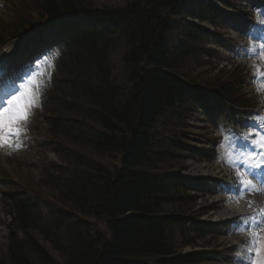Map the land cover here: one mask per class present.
Instances as JSON below:
<instances>
[{"label":"trees","instance_id":"trees-1","mask_svg":"<svg viewBox=\"0 0 264 264\" xmlns=\"http://www.w3.org/2000/svg\"><path fill=\"white\" fill-rule=\"evenodd\" d=\"M83 5L41 0L53 17L59 7L68 13ZM104 10L100 21L121 20L113 35L74 29L66 44V76L59 81L66 97L47 120L48 147L63 164L47 172L52 197L3 194L11 220L0 264H198L206 258L177 253L187 227L182 210L192 197L172 172L180 165L177 129L195 83L192 52L175 40L193 33L176 25L182 0H133ZM174 72L187 84L171 79ZM214 86L234 108L230 81ZM96 156L114 163L108 167Z\"/></svg>","mask_w":264,"mask_h":264},{"label":"rangeland","instance_id":"rangeland-1","mask_svg":"<svg viewBox=\"0 0 264 264\" xmlns=\"http://www.w3.org/2000/svg\"><path fill=\"white\" fill-rule=\"evenodd\" d=\"M133 0H86L87 3H93L96 6H105V8H109L113 6H121L124 5V3L130 2ZM233 2L235 0H232ZM12 0H0V23L1 21H6L7 20V11L5 10L6 8L11 7ZM31 2V8L32 6L35 5V0H30ZM248 4V3H247ZM244 5H240L239 7H243ZM230 24H234V20H231L226 23L224 26L221 34L226 33H231L232 36L236 37L235 34L231 32V26ZM236 24H237V19H236ZM236 24H234L236 26ZM24 40L29 39H22L20 41H17L16 39H13V41L6 42L5 47L8 48V52L6 54H3L4 56H7V59L11 57H15L17 52L21 49L20 45L17 46L16 43L20 42L22 43ZM231 45V44H230ZM229 45V46H230ZM213 48L218 49L219 51V56L216 58V60L213 61L214 65H217L218 68L222 66H227V68L230 65H233L234 67H241L243 69H248L250 67V63L248 62L246 64V67L244 66V63H242V60H238L237 57H231L229 53V49L225 50L222 49L217 43L215 45H212ZM15 51V52H14ZM14 52V53H13ZM13 53V54H12ZM1 54V51H0ZM116 54V55H115ZM113 53L115 55V59L117 60L118 52ZM31 55V51L27 52V56ZM117 62H114V65H116ZM116 69V67H114ZM113 66L109 68V70L114 71ZM118 70V68H117ZM193 75H195V80L198 84H204L206 81H209V76L206 71H200L198 69H194L192 71ZM214 74V73H213ZM212 75V74H211ZM8 82L7 80H5ZM252 81V80H251ZM250 86L245 85V93L248 95L249 99H256L257 103L260 105L254 109V112H259L261 109L264 108V92L258 91V89H263V85L258 88L256 82H251ZM208 84V83H206ZM248 113V112H246ZM243 117V116H242ZM239 118L240 120L242 119ZM41 114L40 111H38L37 107L35 110L34 115L31 117L30 122L27 125L28 131L27 134L23 138V145L19 150H0V170L2 169L3 171H6L7 173L10 172L12 173L13 177L16 179L15 182L18 185H21L25 188H28V185L33 184L37 185L38 189L41 192L47 193V195L51 198L52 195L48 191L49 186L46 185L48 184V177H44L43 173V167L47 165V163H50L52 161H56V157L51 154L50 152L44 150L43 147H40L41 140L44 139L43 133H44V124L40 122L41 120ZM180 129L184 131V134L187 135L188 131L193 133V139L194 140H202L207 143H210L211 148H214L215 146H218L217 144L218 141H220L221 136H224L226 132H224V126H219L221 129V134L220 130L218 134L213 133V124L211 120H208V117H204V115L200 112H197L196 114H193L191 117L190 123H189V128H188V118L183 120L182 124L179 125ZM194 129V130H193ZM223 130V131H222ZM202 134V135H199ZM10 151V154H8ZM96 160L100 161L106 166H110L114 163V160L112 158H106V157H100L96 156ZM208 159L203 158L202 156H198V158L188 161L183 165V169L185 170L182 172L180 175H182L185 179H189L190 181H198L199 179L204 182L206 185L204 188H199V196L200 201L198 202L197 208L195 205L189 206L184 208V213L185 215H193L192 211H198V207H207L211 204H216L219 202V204L214 205L216 209H222L225 211H229V209L233 208V211H245V209L250 208L246 211H251L256 209V204L255 202L251 204V207H249V202L248 206L243 210L242 207L245 204L248 199L243 198L241 200H238L234 198L232 194L225 193V195H221L220 192L226 190V185L228 182H226L225 179L220 176L215 177L213 173H211V169L216 168V165L213 164H208L207 162H204ZM58 160V159H57ZM213 166V167H211ZM218 166V165H217ZM193 169H196L197 171H193ZM219 171L224 170L223 167H218L217 168ZM2 171H0L1 173ZM196 172V173H195ZM230 173V172H228ZM223 172V176H224ZM231 174V173H230ZM235 176L236 173L234 172ZM212 178H216L218 183L224 184L222 187H219V184L216 182H213ZM9 179V178H8ZM6 178V180H8ZM237 179L230 181L231 184L234 183ZM195 189H198V187L195 185ZM220 190V192H219ZM212 193L210 195L209 193ZM224 197V198H222ZM261 198H257L256 203H264V200ZM193 209V210H192ZM195 209V210H194ZM245 211V212H246ZM212 214V213H211ZM195 217V216H194ZM84 219V218H83ZM202 220L208 221V222H216V230L213 232V236L207 237L206 240H202L201 246L195 248L196 250H204L208 249L210 252H216L218 253V263L219 264H234L237 258V253L241 252V254H245L242 252L240 246H236V243L238 242H244L245 240L247 241L249 239V233L248 232H242L240 234H232V229H233V224L232 221L228 220L227 222L223 221H218L216 216H209L205 215L201 217ZM86 221H91L84 219ZM9 218L7 216H4V212L2 209V206L0 205V252L3 250L5 244H6V233H7V228L5 227L6 224L9 222ZM99 228H101L103 231H105V227L102 223L98 224ZM44 248L48 250L49 253H51L53 256H55L51 249L48 247L47 244H44ZM228 249V250H227ZM193 250V248H188L185 247L181 249L180 251L182 252H189Z\"/></svg>","mask_w":264,"mask_h":264},{"label":"snow or ice","instance_id":"snow-or-ice-1","mask_svg":"<svg viewBox=\"0 0 264 264\" xmlns=\"http://www.w3.org/2000/svg\"><path fill=\"white\" fill-rule=\"evenodd\" d=\"M257 12L258 15H264V10L258 9ZM244 35L250 40L257 39L250 33ZM260 48L264 50V42L260 44ZM236 54L241 58L264 55L257 53L254 48H245ZM5 61L6 58L0 56V79L7 77V81L14 83L16 91L0 100V150H19L28 131L27 125L34 115L33 110L40 106L47 90L51 72L48 73L47 81L43 80V74L38 78L37 61L35 65H31L32 71L26 70L23 73L9 75ZM49 67L54 68V65L50 64ZM261 71L257 69V73ZM257 78L264 82V76L253 77L251 82H256ZM258 91L264 92V89ZM241 128L243 129L241 133L232 134L240 144L239 146L233 144V158L225 161L236 172L237 180L227 186L236 199L248 193L264 191V109L252 113ZM220 143L222 141L217 142ZM220 159L218 152L217 160ZM251 204L252 201H249V207ZM232 224V234L249 233L248 241L240 246L245 254L238 252L234 264H264V208L255 209L250 215L239 217L232 221Z\"/></svg>","mask_w":264,"mask_h":264},{"label":"bare ground","instance_id":"bare-ground-1","mask_svg":"<svg viewBox=\"0 0 264 264\" xmlns=\"http://www.w3.org/2000/svg\"><path fill=\"white\" fill-rule=\"evenodd\" d=\"M22 56H24V55H22ZM193 171H197V170H196V169H193ZM212 173H215L216 175H220V174H221L217 169H213V170H212ZM227 176H229V175H227ZM229 179H230V181H233L234 178L229 177ZM230 214H231L230 211H223V212L221 211V212H216V213H214V215H215L217 218L221 219V220H223V217H227V216L230 215Z\"/></svg>","mask_w":264,"mask_h":264}]
</instances>
